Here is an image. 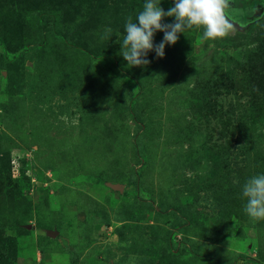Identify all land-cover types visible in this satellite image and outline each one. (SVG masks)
<instances>
[{
  "label": "rangeland",
  "instance_id": "rangeland-1",
  "mask_svg": "<svg viewBox=\"0 0 264 264\" xmlns=\"http://www.w3.org/2000/svg\"><path fill=\"white\" fill-rule=\"evenodd\" d=\"M143 3L0 0V264H264L240 194L264 126L230 132L264 99V0H225L224 36L192 26L130 66L119 41Z\"/></svg>",
  "mask_w": 264,
  "mask_h": 264
},
{
  "label": "clouds",
  "instance_id": "clouds-1",
  "mask_svg": "<svg viewBox=\"0 0 264 264\" xmlns=\"http://www.w3.org/2000/svg\"><path fill=\"white\" fill-rule=\"evenodd\" d=\"M226 16L225 0H172L168 10L161 6V0H144L135 18L129 15L124 20L119 55L127 65H147L149 51L164 57L165 46L176 43L178 34L192 26H201L205 39L224 36L231 28ZM165 17H174V22H163ZM157 31L163 32V39L154 43ZM112 34V29L106 26L99 38L108 39ZM240 194L245 200L244 213L254 220L264 219V172L247 178Z\"/></svg>",
  "mask_w": 264,
  "mask_h": 264
},
{
  "label": "trees",
  "instance_id": "trees-1",
  "mask_svg": "<svg viewBox=\"0 0 264 264\" xmlns=\"http://www.w3.org/2000/svg\"><path fill=\"white\" fill-rule=\"evenodd\" d=\"M228 15L231 13L228 10H225ZM232 16V14L230 15ZM262 45L260 44L258 49H262ZM246 66V64L243 65V68ZM236 74V71H233V75ZM241 77L242 80L239 78ZM237 78H239L236 83L232 80L230 84L234 87V90L237 94H243V95H250L249 94V84L247 83V77L246 74H238ZM217 80H213V82H216ZM248 114V120L251 121L253 124H259V126H264V99L263 98H252L248 102H246V105L242 107V115L238 116L236 119V123L238 122V126L236 129L231 130L230 132L233 134L235 131L241 134L242 136L248 133L246 126L242 123H249V121L246 120L245 115ZM247 140V138H245ZM249 140V137H248Z\"/></svg>",
  "mask_w": 264,
  "mask_h": 264
},
{
  "label": "water",
  "instance_id": "water-1",
  "mask_svg": "<svg viewBox=\"0 0 264 264\" xmlns=\"http://www.w3.org/2000/svg\"><path fill=\"white\" fill-rule=\"evenodd\" d=\"M112 187H114L115 189L122 190L123 189V184H112Z\"/></svg>",
  "mask_w": 264,
  "mask_h": 264
}]
</instances>
